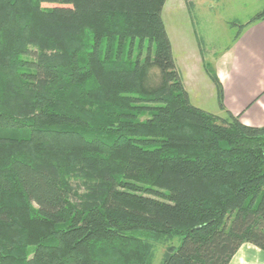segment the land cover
Masks as SVG:
<instances>
[{
    "label": "trees",
    "instance_id": "obj_1",
    "mask_svg": "<svg viewBox=\"0 0 264 264\" xmlns=\"http://www.w3.org/2000/svg\"><path fill=\"white\" fill-rule=\"evenodd\" d=\"M167 1L0 0V264L264 251V127L226 109L213 70L224 116L191 103Z\"/></svg>",
    "mask_w": 264,
    "mask_h": 264
},
{
    "label": "rangeland",
    "instance_id": "obj_2",
    "mask_svg": "<svg viewBox=\"0 0 264 264\" xmlns=\"http://www.w3.org/2000/svg\"><path fill=\"white\" fill-rule=\"evenodd\" d=\"M192 1L194 8L190 9L185 0H168L162 17L172 43L177 71L190 93L192 104L214 113L220 107L217 87L209 70L214 71L217 59L233 45L239 24L248 23L264 10V0ZM149 78L150 85H158L159 70L151 68ZM219 116H224L223 112ZM164 252L165 247H157L154 264H161Z\"/></svg>",
    "mask_w": 264,
    "mask_h": 264
},
{
    "label": "crops",
    "instance_id": "obj_3",
    "mask_svg": "<svg viewBox=\"0 0 264 264\" xmlns=\"http://www.w3.org/2000/svg\"><path fill=\"white\" fill-rule=\"evenodd\" d=\"M214 73L222 86L226 109L247 126L264 127V20L247 27L234 40L217 59ZM207 113L222 114L220 110ZM230 264H264V251L244 244Z\"/></svg>",
    "mask_w": 264,
    "mask_h": 264
}]
</instances>
